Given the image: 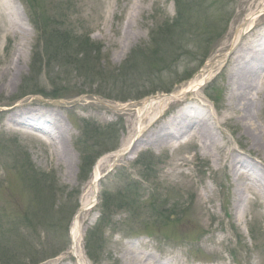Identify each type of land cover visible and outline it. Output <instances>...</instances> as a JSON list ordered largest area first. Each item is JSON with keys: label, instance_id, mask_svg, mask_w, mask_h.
Wrapping results in <instances>:
<instances>
[{"label": "rangeland", "instance_id": "1", "mask_svg": "<svg viewBox=\"0 0 264 264\" xmlns=\"http://www.w3.org/2000/svg\"><path fill=\"white\" fill-rule=\"evenodd\" d=\"M177 7L176 0H0V79L12 56L23 64L0 92V264H125L132 245L168 264H264V195L252 188L246 213L236 207L230 164L237 155L264 173V152L237 138L238 124L212 125L224 165L187 136L167 145L153 136L179 107L190 105L206 122V112L219 118L221 70L247 28L264 26V0H182L179 16ZM17 24L32 33L29 42L12 34ZM86 41L88 51L70 63L73 46ZM37 44L48 49L40 64ZM141 93L149 94L133 98ZM154 96L161 99L145 109ZM28 103L64 117L70 168L42 133L7 125L8 108ZM113 154L99 162L94 195V166ZM91 155L94 166L82 170Z\"/></svg>", "mask_w": 264, "mask_h": 264}, {"label": "bare ground", "instance_id": "2", "mask_svg": "<svg viewBox=\"0 0 264 264\" xmlns=\"http://www.w3.org/2000/svg\"><path fill=\"white\" fill-rule=\"evenodd\" d=\"M12 29L13 35H18L22 39L26 38L28 42L32 38V33L23 28V30L20 29L19 25L13 26ZM125 35L129 41L132 31L129 30ZM16 48L19 51L20 46L17 44ZM7 62H9L7 67L3 68L1 73L5 75V80L0 79V92L11 85L16 75L21 74L23 70L20 57L16 58L12 56ZM228 65L227 68L223 67L221 70L224 79L223 86L226 92V101L222 110L218 112L219 118L216 117L215 113L206 112L204 113L205 118H207L206 122L202 116L191 113L190 105L184 108L179 107V110L167 123H163V125L157 128V131H153V136L160 141V144L167 145L172 139L187 136L191 140L194 139L202 143L206 153H215L217 160L220 161L219 164H228L229 158L223 161L224 156L220 152L222 143L218 142L219 136L212 127V125L216 126L214 123L216 121L219 125L222 123L223 125L238 124L241 130L237 138L241 139V137L245 136L251 145L264 152V126L260 125L264 114V26L261 28L249 26L247 28L243 41L231 54ZM174 97H177V95ZM164 98H168V96H164L162 99ZM152 103L149 101L143 102L144 108H149ZM7 122L10 128L17 125L42 133L41 140L51 148L56 161L66 166V169L72 166L73 157L66 142L67 135H70V129L65 123L64 117L56 108L45 105L38 106L34 105V103L17 104L14 107L8 108ZM140 129L139 126L138 132H140ZM114 155H109L99 160L96 166H94L91 186L94 195L96 194L97 181L101 176V172L98 171L100 168L99 162ZM230 164L234 169L237 167L236 172L233 174L237 180L234 188L236 196L234 199L235 206H240L244 213H246L247 208L244 206V203L248 201L247 192L253 188L255 191H258L257 194L260 197L264 195V173L257 166L253 167V165L242 161L237 155L230 161ZM238 166L246 168L245 172L247 174L239 171ZM204 192L208 195L205 187H203V195L205 194ZM78 217L79 213L72 223L73 246H76L78 243V238L75 234ZM132 246L134 247L133 250L129 248L125 250V264H168L156 259L153 255L143 252L138 247Z\"/></svg>", "mask_w": 264, "mask_h": 264}, {"label": "trees", "instance_id": "3", "mask_svg": "<svg viewBox=\"0 0 264 264\" xmlns=\"http://www.w3.org/2000/svg\"><path fill=\"white\" fill-rule=\"evenodd\" d=\"M182 0H176V2H177V4H178V7H177V9H178V16L182 13V10L179 8V5H180V2H181ZM178 17H176V19H177ZM69 38H65L64 40H62V42L60 43L61 44V49H63V50H67V47H66V45L68 44L66 41L68 40ZM77 41H80V40H77ZM43 46H41L40 47V45H36V47H35V49H36V51H38L37 52V55H39L38 56V61H36L37 60V58L35 57L34 58V63H43V58H44V54L46 53V51H48V49L46 48V47H44L43 49H41ZM75 47H77V49L74 51V54L73 53H70V49H71V47H68V48H70L69 49V53H70V55L68 56V59L67 60H69L70 61V63H73V64H76V62H78L79 61V59H78V56L79 55H81L82 53H84V52H87L88 51V44H87V41L86 42H83V45H77V46H73V48H75ZM44 51H45V53H44ZM91 51V50H90ZM71 55H73V56H71ZM83 61V60H82ZM93 67V66H92ZM92 70H94V68H91ZM169 91V90H168ZM149 93H141V94H139V95H137V96H134L133 98H136V99H141V98H143V97H145V96H147ZM97 135H95V137H96ZM90 155V154H89ZM95 158L96 157H92V155L91 156H85V159H83V161H82V170H84V169H86V167H88V168H91V166L93 165V163H94V161H95ZM150 167V166H149ZM104 206H107L105 203H104ZM96 233L94 232V231H90L89 232V235H88V241H89V243L87 242V244H88V251L90 252V255L92 256V258H95V256L92 254V252H91V250H92V248H93V246H92V239H93V236L95 235ZM98 250H100V249H98Z\"/></svg>", "mask_w": 264, "mask_h": 264}]
</instances>
